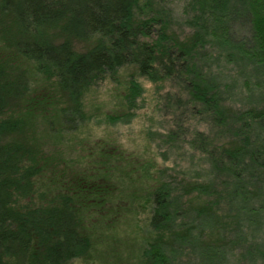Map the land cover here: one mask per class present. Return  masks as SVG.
I'll return each instance as SVG.
<instances>
[{
    "label": "trees",
    "instance_id": "16d2710c",
    "mask_svg": "<svg viewBox=\"0 0 264 264\" xmlns=\"http://www.w3.org/2000/svg\"><path fill=\"white\" fill-rule=\"evenodd\" d=\"M171 2L0 0V264L87 261L106 212L140 213L137 264H264V0H183L187 33ZM101 88L98 124L159 127L57 155L47 110L89 124Z\"/></svg>",
    "mask_w": 264,
    "mask_h": 264
},
{
    "label": "rangeland",
    "instance_id": "374dc122",
    "mask_svg": "<svg viewBox=\"0 0 264 264\" xmlns=\"http://www.w3.org/2000/svg\"><path fill=\"white\" fill-rule=\"evenodd\" d=\"M171 8L174 11V17L176 20L175 29L180 31V33H187L186 29L183 25V17L182 10H183V0H172L171 2ZM4 49V48H3ZM7 49V48H6ZM9 52V51H8ZM10 54H12L10 52ZM13 56V57H12ZM12 56H9L7 52H4V56L2 57L6 61H22L21 59H17L13 54ZM19 64H23L22 62H19ZM20 66V65H19ZM47 93V90L44 89ZM115 95L116 92H107L105 89L101 88L98 93H89L86 96V99L84 101V110L89 113V115H93L91 119H89V124H92L95 130H89V124H79V121L74 120L75 117L73 116L70 108H67L65 105H55V107L50 108L49 112L54 113L55 111L57 114H59L58 117L61 116V114H64L67 121H72L68 123V127L75 130V132H69L66 135H63V138H61L58 142L57 148L61 149L58 151H55L57 155L59 154H70L75 153V148L79 149V147H85L87 148L89 145L86 142L87 136H92L94 139H104L103 141L111 140L113 138H119L121 140L120 143L123 145H133L134 147L137 146H143L144 143H147L146 138L144 136V133L140 132L142 128L149 129V127H159L158 124L153 125L149 121L150 112H146V116H141L140 119L144 121V124L141 120H135L133 119L130 123H121L112 126L108 129V125H105L104 123L98 124V117L96 115H99L97 112V109H100L101 114H107L109 105L111 103V96ZM48 102V99L46 100ZM46 105H49V103H46ZM146 106V104L142 105ZM99 107V108H97ZM142 107V110L144 109ZM68 112V115L66 113ZM143 114V112H140V114ZM41 115H38L33 119V121L29 124V128L31 129H38L40 127V131L43 132L46 129L45 123L43 122L44 118L42 117L39 119ZM39 119V120H38ZM83 125V126H82ZM100 127V128H98ZM105 129V134L103 135V129ZM39 131V132H40ZM91 131V132H88ZM112 132V134H110ZM66 133V132H65ZM74 135V138L81 139L78 141H75L72 146L68 147L69 139H72ZM56 136V135H55ZM58 137V136H56ZM43 141V153H47L49 157L53 156L52 153V144L49 142V140L42 139ZM85 143V144H83ZM67 147V148H66ZM59 153V154H58ZM83 155V154H82ZM47 158V157H45ZM55 164V163H54ZM181 164V162H180ZM185 164V163H184ZM182 168H184L183 164ZM170 167V164H168ZM132 207L130 205H125V210H129ZM91 219L94 221L96 219L95 210L90 213ZM140 213L137 214H129L128 212L122 213V216L114 219L112 221L111 213L103 214L102 219H100V223L96 219L95 222H93L92 229L94 231V238H95V246L94 250L92 252V255L89 259L86 260H80L75 261L71 264H137V261L139 259V248H138V239L142 235L143 226L141 222L138 219V216ZM141 217V216H139ZM99 223V224H98Z\"/></svg>",
    "mask_w": 264,
    "mask_h": 264
}]
</instances>
